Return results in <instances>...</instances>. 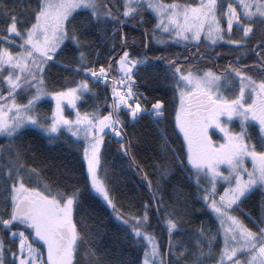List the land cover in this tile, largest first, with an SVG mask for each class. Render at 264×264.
<instances>
[{
	"label": "snow or ice",
	"instance_id": "1",
	"mask_svg": "<svg viewBox=\"0 0 264 264\" xmlns=\"http://www.w3.org/2000/svg\"><path fill=\"white\" fill-rule=\"evenodd\" d=\"M145 13L155 24L142 33L143 48L183 45L188 53L153 58L171 81L168 125L169 101L139 91L137 77L151 59L134 55L123 32L149 23ZM93 30L112 41L107 51L96 49L94 59L87 39ZM225 46L235 50L228 53L234 58L217 64L223 54L213 52ZM65 53L71 62L61 58ZM55 67L84 79L70 81L73 87L51 86ZM93 86L106 90L104 105L81 113L78 104L96 95ZM46 98L55 102L50 115L39 110ZM66 104L74 119L65 115ZM145 118L155 128L152 172L137 162L138 141L128 132ZM236 121L239 131L231 127ZM29 130L50 143L65 132L72 143H83L82 188L49 182L27 165L16 141ZM0 138L7 140L0 145V264H78L86 222L98 206L126 239L146 241L142 264H264V0H0ZM113 140L147 185L149 199L139 211L123 210L117 189L100 178L101 157ZM190 190L207 210L201 214L216 223L214 233L204 222L194 230L183 226ZM254 193L261 198L256 216L241 208ZM86 194L94 203L85 204ZM152 217L166 227V251L149 231ZM89 256L92 264H115L95 252Z\"/></svg>",
	"mask_w": 264,
	"mask_h": 264
},
{
	"label": "trees",
	"instance_id": "2",
	"mask_svg": "<svg viewBox=\"0 0 264 264\" xmlns=\"http://www.w3.org/2000/svg\"><path fill=\"white\" fill-rule=\"evenodd\" d=\"M165 2H171V0H165ZM179 2L191 3L192 0H179ZM81 19H83V16L77 17L78 21ZM145 19L150 22L143 26H126L123 32L127 34L130 44L129 50L134 55L137 53L141 55L146 53L151 59L148 67H142L140 69V74L137 77L139 91L148 95L150 100L153 98H164L169 101L170 111L166 113L168 119L164 121V124L168 125L169 121H172L174 118V112L171 111L173 97L171 81L165 75L163 62L157 63L153 58L159 55H171L177 52L184 53L185 55L188 53L185 52L183 45L165 48L153 42L149 43L148 49L143 48L142 41H147L142 33L145 29L150 30L155 24V20L149 13H145ZM132 23L134 25V22ZM160 38L167 39L166 36H161ZM87 39L92 44V59L95 58L96 49L107 51V48L112 43L111 40H106V37L101 36L96 30L90 32ZM133 40L135 43H133ZM118 43L119 41L117 40ZM189 48L192 52H195V48L191 45H189ZM204 50L202 45L201 51L203 52ZM216 52L223 54L220 59L216 60V63L220 65L227 64L234 58V55H228L229 52L235 54V50L229 49L227 46L217 47L213 52V56H215ZM61 58L64 59L65 63L71 62V56L67 53L62 54ZM245 62L251 63L250 60ZM207 66L211 67L212 65L209 63ZM96 67H99V65H96ZM73 79L79 81L84 79V77L66 72L60 67L53 68L52 74L49 77L50 85L56 88H60L61 86L73 87L74 85L70 83ZM89 83L91 84V81ZM93 89L96 95L92 96L88 94L84 97L85 102L78 104L81 113L94 111L97 105H104L106 90L103 87L97 86H93ZM108 94L110 100V93ZM52 107L53 100L46 98L41 102L39 110L45 115H50ZM101 111L103 114H107L105 108L102 107ZM66 114L72 118L75 117V111L67 110ZM128 132L134 141H138L134 149L137 162L141 164L144 171L152 172V169L148 165L157 158V152L155 150L156 145L154 140L155 128L151 120L145 118L134 126L129 124ZM69 135L65 132L60 136L59 140L50 143L38 132L29 130L16 143L25 149L26 155L24 159L27 165L40 171L43 176L48 177L49 182L60 180L69 185L77 184L82 188L83 179L81 173L86 172V163L83 161L82 154L83 143H72V139L74 138L69 139ZM6 143L7 140L0 138V145ZM178 143L173 146L178 147ZM117 147L118 145L113 140L111 148L102 155L100 178L107 179L117 189L115 195L120 204L123 205V210L127 211L131 209L132 211H139L142 204L149 199L147 185L142 180V173L138 172L135 166H130L129 157L116 152L115 149ZM81 164L84 165L83 168H81ZM149 179H153V177L150 176ZM173 183L176 184L178 181L174 180ZM192 192L194 190H190L187 197L189 200V214L183 218V226L194 230L201 225V222H204L214 233L216 223L211 216L201 214L207 210L203 208L201 203L195 202L191 194ZM260 199L259 193H254L241 204V208L245 212H250L253 216H256L259 213ZM92 203L94 201L86 194L85 204ZM236 213L248 223L245 216L241 215L239 211ZM86 223L89 235L85 238V242L79 246L76 256L78 264H92L89 256L90 252H95L96 257H104L107 261H113L115 264H142L146 241L137 242L131 238L126 239L123 235V229L118 226V223L110 215L109 211L99 209L98 206L96 217L88 220ZM150 224L149 231L153 232L156 238L163 243L162 251H166L168 235L163 221L157 217H152ZM176 238L179 239L180 237ZM218 248L219 245H217V251ZM206 264H215V262L208 260Z\"/></svg>",
	"mask_w": 264,
	"mask_h": 264
},
{
	"label": "rangeland",
	"instance_id": "3",
	"mask_svg": "<svg viewBox=\"0 0 264 264\" xmlns=\"http://www.w3.org/2000/svg\"><path fill=\"white\" fill-rule=\"evenodd\" d=\"M161 39V38H160ZM20 102H26V100L24 99V98H21V100H20ZM55 107V102H54V100H53V107H52V109ZM67 110H72V111H75V110H73L72 108H71V106L70 105H65V115L66 116H68L67 114H66V112H67ZM70 119H74V118H72V117H70V116H68ZM238 124H239V122L238 121H236L234 124H232L231 125V127H233L236 131H239V127H238ZM219 136H214L213 137V139H216V140H219ZM246 165H247V167L249 168V169H251V162L250 161H248V162H246ZM218 188H219V190L222 192L223 191V188L222 187H220L219 185H218ZM234 215H238L236 212L235 213H233ZM239 216V215H238ZM240 218L242 219V220H244L241 216H240ZM244 222H245V220H244ZM245 223H247V222H245ZM144 259V258H143ZM142 262H143V260H142Z\"/></svg>",
	"mask_w": 264,
	"mask_h": 264
}]
</instances>
